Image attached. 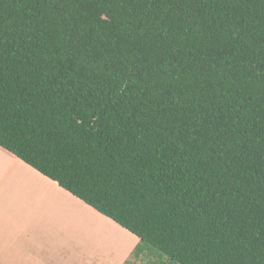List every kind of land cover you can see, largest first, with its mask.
<instances>
[{
	"label": "trees",
	"instance_id": "1",
	"mask_svg": "<svg viewBox=\"0 0 264 264\" xmlns=\"http://www.w3.org/2000/svg\"><path fill=\"white\" fill-rule=\"evenodd\" d=\"M0 147L135 255L264 264V0H0Z\"/></svg>",
	"mask_w": 264,
	"mask_h": 264
},
{
	"label": "crops",
	"instance_id": "2",
	"mask_svg": "<svg viewBox=\"0 0 264 264\" xmlns=\"http://www.w3.org/2000/svg\"><path fill=\"white\" fill-rule=\"evenodd\" d=\"M138 243L0 147V264H164L154 252L135 255ZM145 254L153 261L141 262Z\"/></svg>",
	"mask_w": 264,
	"mask_h": 264
},
{
	"label": "rangeland",
	"instance_id": "3",
	"mask_svg": "<svg viewBox=\"0 0 264 264\" xmlns=\"http://www.w3.org/2000/svg\"><path fill=\"white\" fill-rule=\"evenodd\" d=\"M151 253L152 252H149V254H151ZM153 254H154V256L157 255L159 257V260L164 261L165 263L167 262L166 258L160 257L159 256L160 254H158L157 252H154ZM149 259H150V261H153L152 259H154V258L152 257V259H151V257H149ZM149 259H147V255L145 254V256H143V260L142 259H140V260H141V262L145 263V262H149ZM156 262H159V261L157 260Z\"/></svg>",
	"mask_w": 264,
	"mask_h": 264
},
{
	"label": "bare ground",
	"instance_id": "4",
	"mask_svg": "<svg viewBox=\"0 0 264 264\" xmlns=\"http://www.w3.org/2000/svg\"><path fill=\"white\" fill-rule=\"evenodd\" d=\"M100 220H103V219H100Z\"/></svg>",
	"mask_w": 264,
	"mask_h": 264
}]
</instances>
